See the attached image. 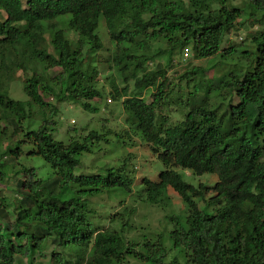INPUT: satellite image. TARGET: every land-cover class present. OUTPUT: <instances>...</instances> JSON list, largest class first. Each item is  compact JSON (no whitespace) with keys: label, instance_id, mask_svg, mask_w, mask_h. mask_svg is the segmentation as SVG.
<instances>
[{"label":"trees","instance_id":"trees-1","mask_svg":"<svg viewBox=\"0 0 264 264\" xmlns=\"http://www.w3.org/2000/svg\"><path fill=\"white\" fill-rule=\"evenodd\" d=\"M0 9L5 12L0 19V122L11 125L12 135L19 137L5 148L0 144V182L15 165L5 157L19 158L25 143L32 148L26 154L41 156L56 176L50 181L39 176L37 167L17 162L21 168L16 174L25 178L17 181L20 198L12 211L0 201L1 218L13 213L9 223H0V264H36V254L47 256L50 243L84 247L78 260L53 250L51 264H123L129 257L143 264H264V29L252 37L251 48L221 49L245 10L252 23L264 24V0L243 5L231 0H0ZM102 18L116 42L111 63L125 83L120 89L112 81L111 94L123 98L129 128L165 166L158 180L143 178L146 200L159 204L172 188L185 203V216L169 215L170 246L162 235L136 242L89 220L88 196L113 187L133 189L125 163L105 174L75 173L82 154L107 142L111 130L91 129L82 140L66 142L53 133L58 108L46 95L57 102L80 100L85 109L98 110L91 100L102 96L100 72L98 66L85 65L84 50L104 47L98 31ZM59 22L77 31L78 40L73 43L64 28H56ZM154 39L170 48L146 54ZM187 47L199 59L221 56L218 63L239 51L246 62H234L213 76L208 72L216 61L192 65L180 77L187 86L193 83L184 95L180 85H170L166 72L175 52ZM162 53L166 64L149 69L148 63ZM55 67L59 72L48 76ZM18 71L30 72L25 92L45 114L35 129L24 130L30 112L25 101L9 92ZM171 96L179 105L173 112ZM179 169L216 174L218 180L196 186ZM68 186L76 189L66 198ZM210 190L213 195L207 198ZM172 249L183 263L178 254L169 259Z\"/></svg>","mask_w":264,"mask_h":264},{"label":"rangeland","instance_id":"rangeland-1","mask_svg":"<svg viewBox=\"0 0 264 264\" xmlns=\"http://www.w3.org/2000/svg\"><path fill=\"white\" fill-rule=\"evenodd\" d=\"M234 4L243 5L245 0H231ZM25 3L26 0H23ZM249 10H245L237 21L235 27L229 34L226 35L221 44V49H227L229 47H235L239 50L251 48L252 37L260 33L264 29V24L252 23L249 20ZM5 17V12L0 9V19ZM56 28H64L66 36L74 43L78 40V32L74 29H69L65 22H59ZM99 34L104 42V47L97 50L85 49V65L98 66L99 70V82L98 87L102 92V96L96 97L91 100V103L98 107V110L85 109L82 106V101L64 99L57 102L51 95H46V101L51 104L57 105L58 112L54 116L55 123L53 126V133L55 137L62 141H68L72 137L82 140L91 129H97L101 131H110L108 134L109 140L107 142H100L93 147V152H85L81 156L80 164L76 167V174H105L109 167H120L125 163V171L133 177V189L128 192L123 187H113L105 189L100 194L88 196L89 204V220L101 229L104 228H116L123 232V235L127 240H134L136 242H142L147 239H154L157 236L162 235L164 242L168 246L171 244V239L168 237L167 232L172 228L169 222V215L181 214L185 216V203L176 191L169 188L168 194L159 204H151L146 200V189L143 183V178L148 177L151 180H158L159 173L165 168L162 161L154 154L150 147L140 137L138 133L130 129L126 123V113L123 108V98H113L111 91L113 90L111 82L114 81L121 89L125 86L123 78L120 76V72L117 67L111 63L112 57L116 50V42L109 37L105 22L100 19ZM50 31H47L46 35L48 39L51 38ZM170 45L161 41L160 39H154L149 41L145 48V53L153 55L156 50H167ZM52 51V48H50ZM166 54L162 53L155 59H152L148 63L149 69H154L158 64H166ZM214 57V58H213ZM210 58L199 59L193 54L191 48L187 47L181 52H175L173 56V62L167 67V77L171 86L180 85L184 95L187 91H192L193 83L187 86L185 80H181L180 77L186 72V70L192 65H212V61H219L221 56H213ZM185 58V59H184ZM228 60H221L217 62V66H213L208 72L209 76H213L214 73L219 74V71L230 70L232 63L241 62L245 64L246 59L242 57V53L237 51L233 55H230ZM230 65V66H229ZM216 67V68H215ZM60 68L55 67L49 69L47 75L54 76L59 72ZM23 71H18L14 80L11 81L9 92L14 99L22 100L26 102V109L30 112L29 118H26L22 125L24 130L35 129L41 123L45 114L41 108L30 101L27 96L24 84L27 75L29 74ZM134 88L133 82L130 83V91ZM151 88H148L145 92L147 98L150 94ZM173 95V94H172ZM171 96L170 102H172V112L178 108L179 105L175 103L177 97ZM237 96H234L233 102L238 101ZM170 109V110H171ZM172 112H170L172 114ZM172 119H176V116L172 114ZM0 127L6 128V132H0V144L2 148H5L7 144H12L18 140V136L12 135L11 125L7 127L5 121L0 122ZM1 130V129H0ZM24 132V131H23ZM22 134V133H21ZM30 144H22V153L19 158L14 156H7L6 160L10 164H15L10 169V174L7 178H4L0 182V201L5 204L9 211L13 210L14 202L20 198L17 194V181L19 178L24 179V174H16V170L21 168V165L17 162L26 164L27 166H35L38 169V174L42 178H48L50 181L55 178L53 169L51 166L39 155L26 154L31 151ZM17 163V164H16ZM11 167V166H10ZM183 178L194 184L199 185L203 182L207 185H214L218 176L212 173H206L203 175H193L189 170L179 169ZM75 187H66L64 189V195L70 197L75 192ZM213 195L212 191L207 193V198ZM203 206V202H200ZM19 206V205H18ZM4 207V209H6ZM10 213L8 218L3 219L0 217V223H9L11 218ZM1 226V225H0ZM84 247L71 246H56L52 243L46 249L47 256H42L40 253L36 254V264H51L49 257L52 251L62 252L63 254L72 255L73 259H80L83 255ZM178 254L176 249H172L169 254V259ZM181 259L180 254H178ZM183 263L184 259L180 260ZM25 262V259H24ZM53 264V263H52ZM123 264H143L142 262L129 257Z\"/></svg>","mask_w":264,"mask_h":264}]
</instances>
